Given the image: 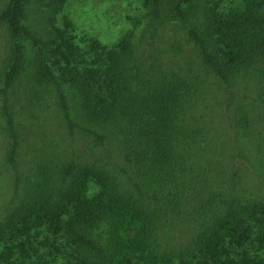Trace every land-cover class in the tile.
Returning a JSON list of instances; mask_svg holds the SVG:
<instances>
[{"label": "trees", "instance_id": "16d2710c", "mask_svg": "<svg viewBox=\"0 0 264 264\" xmlns=\"http://www.w3.org/2000/svg\"><path fill=\"white\" fill-rule=\"evenodd\" d=\"M39 1L38 31L30 0L0 8L16 191L23 129L35 153L0 264H264V0H140L118 41L84 46L66 0Z\"/></svg>", "mask_w": 264, "mask_h": 264}, {"label": "rangeland", "instance_id": "374dc122", "mask_svg": "<svg viewBox=\"0 0 264 264\" xmlns=\"http://www.w3.org/2000/svg\"><path fill=\"white\" fill-rule=\"evenodd\" d=\"M4 2L5 0H0V8L3 6ZM42 11L39 0H30L27 10V20L37 31L38 29L46 27L44 18L46 11ZM62 13L68 15L73 21L76 38H81L79 43L80 46H84V38L90 37L97 39L102 44L112 45L123 36L127 29H129L132 19L142 15L143 10L141 9L140 0H66ZM159 33L162 37L159 43L160 48H165V43L171 40L173 36L176 37L173 27L169 23L161 27ZM5 36V32L0 28V70L3 64H6V62L3 61L7 50ZM183 49L187 51L185 45H183ZM169 56L168 54H164L166 59H168ZM2 86L3 83L0 80V88ZM8 97V102L13 106L12 110H20L23 100L19 91L14 94L10 93ZM2 98L3 96L0 92V105L2 103ZM24 109L26 108L23 107L20 112L19 122L26 125L27 120L26 115L23 113ZM1 112L2 110L0 107V213L2 214V212L10 208L11 198L15 197L16 194L20 192L24 177L28 175L27 169H29L28 166L30 165L29 160L35 153L31 150L32 145L28 144L26 140V129H23L24 141L22 142L23 145L19 156V171L21 176L19 189L16 191L13 171L3 162L6 142L4 130L2 128L4 122L1 118ZM250 168L252 167H248L247 169ZM244 171L248 173L247 170ZM174 232V228H172L170 232H167L170 245L175 242L173 239Z\"/></svg>", "mask_w": 264, "mask_h": 264}]
</instances>
